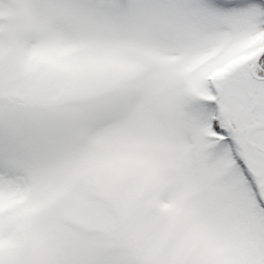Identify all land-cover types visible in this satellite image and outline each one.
I'll list each match as a JSON object with an SVG mask.
<instances>
[{
	"label": "snow or ice",
	"instance_id": "6c2138e0",
	"mask_svg": "<svg viewBox=\"0 0 264 264\" xmlns=\"http://www.w3.org/2000/svg\"><path fill=\"white\" fill-rule=\"evenodd\" d=\"M0 264H264V0H0Z\"/></svg>",
	"mask_w": 264,
	"mask_h": 264
}]
</instances>
